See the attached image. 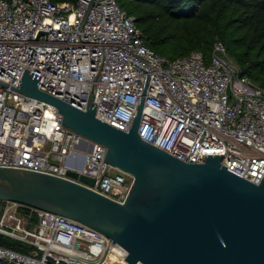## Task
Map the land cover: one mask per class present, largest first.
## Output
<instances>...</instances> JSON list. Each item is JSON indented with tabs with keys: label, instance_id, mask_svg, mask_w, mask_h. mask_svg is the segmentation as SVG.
<instances>
[{
	"label": "built area",
	"instance_id": "1",
	"mask_svg": "<svg viewBox=\"0 0 264 264\" xmlns=\"http://www.w3.org/2000/svg\"><path fill=\"white\" fill-rule=\"evenodd\" d=\"M132 61L150 73L143 139L187 162L223 154L228 170L263 180L264 87L241 73L221 40L210 59L154 51L119 0H0V80L8 84L0 83V166L70 178L124 202L134 177L105 161L107 147L67 128L56 106L13 87L28 69L41 75V90L86 111L97 84V117L129 131L148 74ZM0 235L34 247L0 244V264H112L128 255L101 231L21 202H0Z\"/></svg>",
	"mask_w": 264,
	"mask_h": 264
},
{
	"label": "water",
	"instance_id": "2",
	"mask_svg": "<svg viewBox=\"0 0 264 264\" xmlns=\"http://www.w3.org/2000/svg\"><path fill=\"white\" fill-rule=\"evenodd\" d=\"M147 72L138 112L125 131L97 117V84L84 111L41 90V75L26 69L13 89L56 106L67 128L105 145V161L134 182L118 202L70 178L0 166V202H21L101 231L128 252L112 264H264V177L256 184L228 170L223 154L187 162L143 139ZM68 175L95 183L85 173Z\"/></svg>",
	"mask_w": 264,
	"mask_h": 264
},
{
	"label": "trees",
	"instance_id": "3",
	"mask_svg": "<svg viewBox=\"0 0 264 264\" xmlns=\"http://www.w3.org/2000/svg\"><path fill=\"white\" fill-rule=\"evenodd\" d=\"M54 3L79 0H52ZM147 45L178 58L202 52L211 58L221 40L241 73L264 87V0H124ZM0 244L31 253L33 246L4 235Z\"/></svg>",
	"mask_w": 264,
	"mask_h": 264
},
{
	"label": "rangeland",
	"instance_id": "4",
	"mask_svg": "<svg viewBox=\"0 0 264 264\" xmlns=\"http://www.w3.org/2000/svg\"><path fill=\"white\" fill-rule=\"evenodd\" d=\"M120 1H124V0H120ZM230 58L233 60V61H235L233 58H232V56L230 55ZM237 64V63H236ZM239 68H240V66H238ZM241 70V69H240Z\"/></svg>",
	"mask_w": 264,
	"mask_h": 264
}]
</instances>
